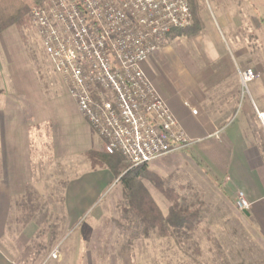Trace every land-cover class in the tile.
I'll return each mask as SVG.
<instances>
[{
  "label": "rangeland",
  "instance_id": "374dc122",
  "mask_svg": "<svg viewBox=\"0 0 264 264\" xmlns=\"http://www.w3.org/2000/svg\"><path fill=\"white\" fill-rule=\"evenodd\" d=\"M200 2L204 32L192 38L168 39L164 46L168 48V55L156 58L154 54L148 75L156 83L169 85L171 91L164 93L181 103L189 123L202 121L207 116L212 131H216L208 141H225L226 131H244L251 150L264 161V123L260 117L264 114V38L232 39L222 27L219 3ZM245 70H253L256 75L247 86L240 78V72ZM0 85L9 94L12 91L23 100L35 101L34 122L45 120L41 126L48 130L47 139L53 149L52 158L44 161L47 169L51 166L52 170L38 176L37 188L31 191L30 197L18 201L11 217L10 229L17 242L15 255L19 264H223L224 261L231 264L228 257L235 255L230 253L233 249L241 252L242 264L264 257V250L260 249L250 227L240 226V218L228 214L219 217L218 212L213 214L215 210L206 209L205 200L218 203L215 194L220 187L211 188V177L206 174L208 168L199 167L193 158V149L187 148L192 146L189 139L188 146L171 153L160 164L150 165L148 170L175 188L185 197L186 204L201 209V227H209L210 220L219 223L227 220L228 226L236 229L235 235L228 237L229 242L218 224L211 225L214 231L210 236L216 242L212 248L206 242V232L200 229L181 238V243L177 238H161L155 233L146 237L143 225L134 214L123 210L127 202L119 178L80 218L67 215L62 199L64 184L60 183L56 169L64 160L55 159V150L83 148L99 136L95 132L93 137L77 126V116L83 117L79 106L46 54L31 15L28 26H12L0 35ZM227 148L231 159L228 172L235 179L238 148L231 145ZM98 150L104 152L102 144ZM68 160L73 169L74 163L82 158L75 156ZM142 181L155 202L167 212L170 202L150 179ZM220 210L228 212L225 205ZM28 224L35 230L25 237L23 228ZM220 239L232 248L218 247Z\"/></svg>",
  "mask_w": 264,
  "mask_h": 264
},
{
  "label": "built area",
  "instance_id": "2783aa9c",
  "mask_svg": "<svg viewBox=\"0 0 264 264\" xmlns=\"http://www.w3.org/2000/svg\"><path fill=\"white\" fill-rule=\"evenodd\" d=\"M30 15L105 153L121 154L138 167L189 145L143 69L164 48L169 33L193 25L188 0H43ZM240 78L247 86L256 75L245 70ZM260 117L264 123V114ZM238 207L250 208L243 191Z\"/></svg>",
  "mask_w": 264,
  "mask_h": 264
},
{
  "label": "crops",
  "instance_id": "0c3cea01",
  "mask_svg": "<svg viewBox=\"0 0 264 264\" xmlns=\"http://www.w3.org/2000/svg\"><path fill=\"white\" fill-rule=\"evenodd\" d=\"M216 2L219 3L217 8L222 9V27L232 39L242 41L247 37L252 39L264 38V0H218ZM260 17L262 21L259 19ZM210 23H213L212 19ZM206 28H208L207 24ZM167 50L168 48L164 47L156 53V58L168 55ZM152 58L153 56L143 64V69L147 75ZM150 79L165 98L181 129L192 143V146L187 148L193 149L195 162L201 168H208L206 174L211 177V188L220 187L219 192L215 194L218 203L214 204L211 199L209 201L205 200L207 203L205 205L207 206L206 209L215 210L216 212H213V214L215 215L218 212L219 217L227 214L236 215L242 221L240 226L245 227V224H247L259 243L260 249L264 250V161L259 159L253 148L251 150L244 131H226L225 141H208V137L216 131H212L213 127L207 121V116L202 121L197 120L189 123V117L181 103L169 99L164 93L171 91L169 85L167 83H156L151 77ZM11 93H7L0 85V264H19L15 255L17 242L12 238L10 229L11 217L14 215L15 209L18 208L16 207L18 201L30 197L31 191L37 188L38 176L41 177L45 171L52 170L51 166H48L47 169L46 163H44L48 158H52L53 149L47 139L48 130L41 126V123L43 125L45 120H41L37 124L34 122V116L37 115L35 101L30 98L23 100L19 95L14 94L12 91ZM77 126L81 131H88L93 137L96 134L84 116H77ZM101 144L100 137L96 139L94 137L93 142H89L83 148L64 147L55 150V159L64 160V164H57V168L54 167L58 170L57 175L61 177L60 183L64 184L62 189V199L65 201L64 209L67 215L74 219L84 215L100 196L117 181L110 169L94 170L90 160L86 158L85 154L88 151L99 149ZM227 145H231L234 149L238 148L239 152L235 166V179L228 172L231 159L229 158ZM178 152L180 150L172 154ZM172 154L154 161L147 165V168L149 169L150 165L160 164L163 161L162 159L168 158ZM75 156H80L82 160L74 163L73 169H70L68 158ZM69 176H71V179ZM156 189L158 190L157 187ZM240 191L245 193L246 199L250 203L248 210H242L238 207V193ZM158 192L168 201L159 190ZM209 194L211 197L213 196L212 193ZM222 204L227 207L228 212H220V208L223 207ZM161 209L165 214L168 213L163 208ZM244 211H248L249 215L245 214ZM222 221L220 220V223L218 220V223L214 220L207 221L210 226L201 227L200 229L206 232V242L210 245V248L216 243L210 236V233L214 231L211 225H221L219 231L227 236L228 242L230 241L228 237L235 235L236 229L234 227L230 228L227 220L226 223ZM33 230H35L33 225H26L23 228L24 236L29 237ZM233 232L234 234H232ZM172 240L175 239L172 238ZM176 241L178 243L182 242L180 239ZM217 246L232 248V245H225L223 239H220ZM230 253L236 255L228 257L229 261L232 262L231 264H242L244 259L240 258V251L233 249L230 250ZM251 262V264H264V257L261 260L256 257ZM226 263L227 261L223 262V264Z\"/></svg>",
  "mask_w": 264,
  "mask_h": 264
},
{
  "label": "trees",
  "instance_id": "16d2710c",
  "mask_svg": "<svg viewBox=\"0 0 264 264\" xmlns=\"http://www.w3.org/2000/svg\"><path fill=\"white\" fill-rule=\"evenodd\" d=\"M188 1L193 15V25L184 29H174L169 33L168 39L192 38L204 32V24L199 15L200 0ZM42 2L43 0H0V35L12 26L17 28L28 26L31 5ZM86 156L91 162L92 169L108 168L116 178H119L127 202L123 210L125 213L134 214L143 225L146 237L155 233L161 238L181 240L201 229V209L186 204V199L175 188L168 186L166 180L149 171L147 165L132 167L130 161L123 155L118 153L110 155L98 149L88 151ZM143 179H150L170 202L167 214L155 202Z\"/></svg>",
  "mask_w": 264,
  "mask_h": 264
},
{
  "label": "water",
  "instance_id": "95a60500",
  "mask_svg": "<svg viewBox=\"0 0 264 264\" xmlns=\"http://www.w3.org/2000/svg\"><path fill=\"white\" fill-rule=\"evenodd\" d=\"M244 212H245V214L249 215L248 211H244Z\"/></svg>",
  "mask_w": 264,
  "mask_h": 264
}]
</instances>
